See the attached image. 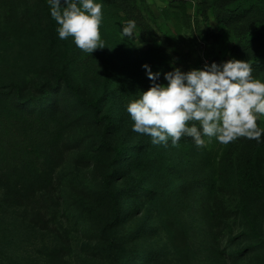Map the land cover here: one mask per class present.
<instances>
[{
  "label": "rangeland",
  "instance_id": "obj_1",
  "mask_svg": "<svg viewBox=\"0 0 264 264\" xmlns=\"http://www.w3.org/2000/svg\"><path fill=\"white\" fill-rule=\"evenodd\" d=\"M142 3L153 12L149 16L155 33L148 41L137 29L133 36H124L127 23L112 9L102 8L100 35L109 52L110 88H116L109 108L121 102L120 84L148 75L144 65L152 73L167 67L187 73L202 69L204 55H215L211 42L196 28L195 0L188 2L191 25L181 13L176 23L178 1ZM168 6L167 17L163 9ZM36 10L24 0L14 6L0 3V82L24 78L29 94L51 80L56 70L67 72L87 96L105 91L98 77L89 73L90 62L100 66L105 47L86 57L74 38L61 40L58 32L50 46V32L34 26L47 25L46 20H37ZM228 50L222 49L216 64L232 60ZM142 93L127 98L124 105ZM67 107L71 125L43 164L52 179L47 186L20 190L15 175L0 171V264H116L118 258L129 263L137 253L138 264H264V188L253 182V176L264 179V146L241 177L236 166L247 138L225 145L204 137L205 146L198 151L177 146L166 158L179 165L185 162L201 182L194 203L189 195L139 206L124 199L121 210L131 211L121 224L109 227L115 203L102 188L107 160L87 143L99 131L86 103L70 100ZM127 118L134 123L130 114ZM260 118L264 126V116ZM218 200L224 209L215 205Z\"/></svg>",
  "mask_w": 264,
  "mask_h": 264
},
{
  "label": "trees",
  "instance_id": "obj_2",
  "mask_svg": "<svg viewBox=\"0 0 264 264\" xmlns=\"http://www.w3.org/2000/svg\"><path fill=\"white\" fill-rule=\"evenodd\" d=\"M37 10L38 21H47L45 28L34 26L50 32V46L55 45L58 24L50 15L48 0H24ZM145 0H94L102 8L112 9L127 23L134 20L137 30L144 41H148L155 33L150 21L152 10L142 2ZM178 1L174 4L187 24H192L188 10L189 0ZM198 10L197 27L204 38L211 42L214 56L208 54L215 63L220 61L224 47L229 50L232 60L248 62L253 69L254 78L264 82V0H195ZM20 0H0L4 5L14 6ZM61 6L63 0H61ZM171 7H164L163 14L168 17ZM180 15V17H181ZM214 20L212 24L210 21ZM34 30V28H32ZM42 30V32L44 31ZM104 48V56L100 66L90 62L89 73L98 77L105 91L90 93L82 92L78 84L73 83L65 71H52V79L42 82L34 92L28 94L27 81L19 76L10 81L0 82V171L16 176L15 184L22 189L40 190L52 180L44 172L43 164L49 158L50 150L59 146L71 125L67 112L70 100L86 103L88 115L97 127L98 133L94 139L88 140L98 154L106 160L107 171L102 178V188L115 203V219L110 226L121 224L123 217L131 209L124 208V199L133 205H142L157 198L165 200L189 195V202L194 203L202 186L185 166L177 164L170 157L171 152L179 146L198 151L193 138L182 137L178 148L161 144L152 148L150 136L133 131L129 123L127 107L124 101L141 92L147 91L154 83L167 86L165 74L175 68H160L153 74L159 73L153 81L148 75H138L132 82L122 83L118 87V97L121 102L109 108L108 101L115 94L116 88H110L112 69L109 66L108 50ZM48 53H51V48ZM90 54L86 53V57ZM50 64V61H48ZM217 63V62H216ZM49 66V65H48ZM50 67V66H49ZM258 127L264 130L261 118ZM163 150L168 151L164 152ZM264 146V132L260 141L248 140L242 148L241 157L236 166L238 176H246V168L253 166L258 158L260 149ZM172 156V155H171ZM176 163V164H175ZM176 179L177 181H173ZM253 182L264 188L263 177L253 176ZM221 201L215 205L224 209ZM138 253L131 262L118 258L116 264H138Z\"/></svg>",
  "mask_w": 264,
  "mask_h": 264
},
{
  "label": "clouds",
  "instance_id": "obj_3",
  "mask_svg": "<svg viewBox=\"0 0 264 264\" xmlns=\"http://www.w3.org/2000/svg\"><path fill=\"white\" fill-rule=\"evenodd\" d=\"M50 15L58 24L61 40L74 38L75 45L87 54L105 47L101 40L102 5L94 0H48ZM136 23L129 20L122 34L131 37ZM148 78L155 81L148 65ZM252 66L242 60L212 63L187 73L179 68L166 73L167 86L154 83L139 99L130 102L127 112L133 131L151 137L153 145L173 147L182 137L193 138L197 147L204 137L229 144L238 138L260 141L257 121L264 116V82L252 75Z\"/></svg>",
  "mask_w": 264,
  "mask_h": 264
},
{
  "label": "built area",
  "instance_id": "obj_4",
  "mask_svg": "<svg viewBox=\"0 0 264 264\" xmlns=\"http://www.w3.org/2000/svg\"><path fill=\"white\" fill-rule=\"evenodd\" d=\"M212 63H214L209 56L204 55L202 58V69L205 67V65L210 66Z\"/></svg>",
  "mask_w": 264,
  "mask_h": 264
}]
</instances>
